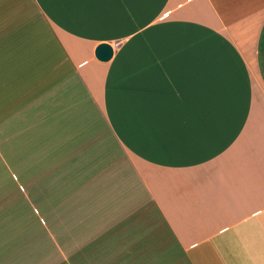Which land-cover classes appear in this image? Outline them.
<instances>
[{"label": "crops", "instance_id": "0c3cea01", "mask_svg": "<svg viewBox=\"0 0 264 264\" xmlns=\"http://www.w3.org/2000/svg\"><path fill=\"white\" fill-rule=\"evenodd\" d=\"M25 192L57 264H264V0H0V264Z\"/></svg>", "mask_w": 264, "mask_h": 264}, {"label": "rangeland", "instance_id": "374dc122", "mask_svg": "<svg viewBox=\"0 0 264 264\" xmlns=\"http://www.w3.org/2000/svg\"><path fill=\"white\" fill-rule=\"evenodd\" d=\"M24 195L26 207L22 218H19L20 223H18L24 235L23 246L34 250V259L36 261L40 263L57 264L61 261L60 257H62V255H60L57 249L55 254L52 253V245H55V243H53L54 239L49 235L48 222L45 221V223H43L38 220L39 216L33 211V206L30 204V201L28 203V193L25 192ZM40 217L46 219L47 216L45 213L41 212ZM58 240L59 239H56V244H58ZM76 260H78V258L74 259L73 262Z\"/></svg>", "mask_w": 264, "mask_h": 264}, {"label": "water", "instance_id": "95a60500", "mask_svg": "<svg viewBox=\"0 0 264 264\" xmlns=\"http://www.w3.org/2000/svg\"><path fill=\"white\" fill-rule=\"evenodd\" d=\"M94 55L98 61L107 62L111 59L113 55V48L109 44H106V43L99 44L95 48Z\"/></svg>", "mask_w": 264, "mask_h": 264}]
</instances>
